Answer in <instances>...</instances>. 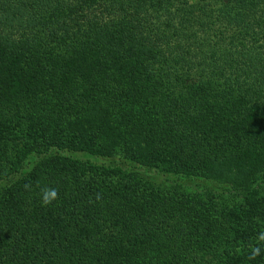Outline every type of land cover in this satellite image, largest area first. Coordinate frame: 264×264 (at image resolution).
I'll return each mask as SVG.
<instances>
[{
    "label": "trees",
    "instance_id": "1",
    "mask_svg": "<svg viewBox=\"0 0 264 264\" xmlns=\"http://www.w3.org/2000/svg\"><path fill=\"white\" fill-rule=\"evenodd\" d=\"M263 190L264 0H0V264H264Z\"/></svg>",
    "mask_w": 264,
    "mask_h": 264
},
{
    "label": "rangeland",
    "instance_id": "2",
    "mask_svg": "<svg viewBox=\"0 0 264 264\" xmlns=\"http://www.w3.org/2000/svg\"><path fill=\"white\" fill-rule=\"evenodd\" d=\"M194 1V0H191ZM13 143L10 141L8 142V147L12 148ZM15 148V147H14ZM84 156V155H83ZM88 156H84V158H87ZM91 161H94L95 163H104V164H113L120 163L123 167H126L127 169L131 170H137L143 175L147 176L149 179H152L156 183H158L160 190H163L164 187L162 185H166L167 190H171L168 186L170 183L173 182V178L170 176H167L165 174L158 173L155 169H148L143 168L141 166L133 165L130 163H127V161H123V157L118 154L115 157L112 158H104V157H95L90 158ZM183 183V188L188 187L190 189H193L195 186L193 184H189L186 182L181 181V184ZM173 197V196H172ZM241 204L238 203L244 212L241 218V222L245 224V226L248 223V226H250L249 230L252 232L258 233V230H261L264 228V190L263 192L256 196H249L248 200H245L244 198L240 199Z\"/></svg>",
    "mask_w": 264,
    "mask_h": 264
},
{
    "label": "clouds",
    "instance_id": "3",
    "mask_svg": "<svg viewBox=\"0 0 264 264\" xmlns=\"http://www.w3.org/2000/svg\"><path fill=\"white\" fill-rule=\"evenodd\" d=\"M58 196L56 189H45L42 196V205L47 206Z\"/></svg>",
    "mask_w": 264,
    "mask_h": 264
}]
</instances>
